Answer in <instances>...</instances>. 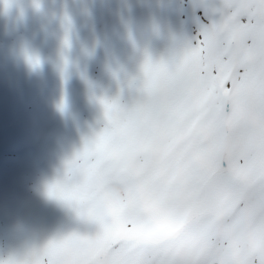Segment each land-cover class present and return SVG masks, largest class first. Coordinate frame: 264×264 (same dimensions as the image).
Instances as JSON below:
<instances>
[{"label": "snow or ice", "instance_id": "obj_1", "mask_svg": "<svg viewBox=\"0 0 264 264\" xmlns=\"http://www.w3.org/2000/svg\"><path fill=\"white\" fill-rule=\"evenodd\" d=\"M141 55L43 186L82 227L0 264H264V0H199L186 43Z\"/></svg>", "mask_w": 264, "mask_h": 264}, {"label": "bare ground", "instance_id": "obj_2", "mask_svg": "<svg viewBox=\"0 0 264 264\" xmlns=\"http://www.w3.org/2000/svg\"><path fill=\"white\" fill-rule=\"evenodd\" d=\"M77 2L12 0L6 12L0 0V104L15 97L8 74L26 52L39 59L44 85V101L32 119L0 130V198H5L0 203V259L44 244L57 230L67 234L76 229L79 222L74 216L39 190L62 169L60 156L72 155L81 146L82 141H74L75 135L90 134L98 127L101 108L96 98L114 97L125 83L123 71L139 76L141 50L147 48L159 57L186 43L199 5V0H116L111 2L112 17L105 19L100 15V0H87L83 8ZM155 2L158 8H153ZM82 12L84 19L78 15ZM87 17L93 19L91 32L86 29ZM111 26L117 29L113 36L120 46L109 33ZM65 35L70 48L63 46ZM78 57L81 62L76 64ZM65 58L67 72L62 82ZM86 93L94 105H88ZM62 96L63 114L58 111ZM4 114L0 110V125ZM42 117L46 123H40ZM41 201L48 211L46 218L40 214ZM44 230V238L36 243L37 233Z\"/></svg>", "mask_w": 264, "mask_h": 264}, {"label": "rangeland", "instance_id": "obj_3", "mask_svg": "<svg viewBox=\"0 0 264 264\" xmlns=\"http://www.w3.org/2000/svg\"><path fill=\"white\" fill-rule=\"evenodd\" d=\"M19 1L20 0H16V2H19ZM76 1H78L77 6L79 8H83L84 5L82 3L87 2V0H76ZM112 1H116V0H100V2L102 3V8L100 10L101 18L104 17L105 19H109L108 17H112L111 14L114 13V11H115L114 7L111 5ZM139 1L143 2V0H139ZM153 8H158L157 2H155ZM78 15L83 19L85 17L86 13L82 12V13H78ZM25 21H26V24L28 26L31 25L29 20L25 19ZM191 25H192V22H191ZM111 28L112 29L110 31L113 32L114 34H116L117 29L113 26H111ZM72 29H73L72 24H69L68 30H72ZM113 33H112V36H113ZM191 34H192V31L188 29V31L186 33V37L181 36L180 34L179 35H180V38L185 37L186 42H187L190 39ZM44 37L47 38V36H44ZM113 38H114V41L117 42V46H120V43L118 42L119 39L118 38L115 39V36H113ZM27 46H28V44L25 45V48H27ZM122 50L124 52L128 53V49L126 47L122 48ZM26 54H27V52H26ZM25 55H23L22 59L18 62V64L24 60ZM29 56H31V55H29ZM79 63H80V58H78L76 60V64H79ZM15 69H16V67H14L10 73L15 71ZM40 73H41V71H40ZM121 74L123 76L122 82H125L127 79L131 78L130 74L127 70L123 71ZM41 76H42V73H41ZM35 94H36V88H35V86H32V87L30 86V79H28L26 82H24L22 85H20L18 88H16L14 90V96L15 97L11 100L8 98L5 100V102H3L1 104L2 107L5 106V108L2 110V113L5 112V116H4L3 123L0 125V130L11 128V127L15 126L18 122L25 124L30 119H32V116L34 115L33 113L36 112V107L38 106V105L34 106L31 102L32 101L31 99L35 96ZM46 122L47 121L45 119H42V121H40V123H46ZM88 135L89 134H87L85 132L78 133L75 135L74 141H76V142L82 141V136H88ZM67 155L70 157L69 154H65V153L62 154L61 159H60L62 164H63V158ZM39 192H41L43 195L42 189H41V191L39 190ZM3 199H5V198L4 197L0 198V203H2L4 201ZM41 203H42V201H41ZM43 206H44V204L42 203L40 214H41L42 218H46L48 216V211ZM81 227H82V225L78 224L76 229L81 228ZM45 234H46L45 230L38 232L36 237H35L36 243H39V240L43 239ZM59 235H64L61 230L56 231V236H59Z\"/></svg>", "mask_w": 264, "mask_h": 264}, {"label": "clouds", "instance_id": "obj_4", "mask_svg": "<svg viewBox=\"0 0 264 264\" xmlns=\"http://www.w3.org/2000/svg\"><path fill=\"white\" fill-rule=\"evenodd\" d=\"M66 210V209H65ZM67 211V210H66Z\"/></svg>", "mask_w": 264, "mask_h": 264}]
</instances>
